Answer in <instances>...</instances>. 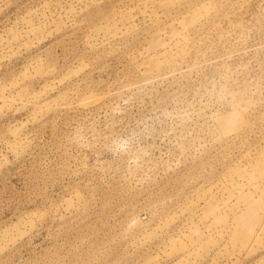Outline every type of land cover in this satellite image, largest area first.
Instances as JSON below:
<instances>
[{
	"label": "rangeland",
	"instance_id": "1",
	"mask_svg": "<svg viewBox=\"0 0 264 264\" xmlns=\"http://www.w3.org/2000/svg\"><path fill=\"white\" fill-rule=\"evenodd\" d=\"M0 264H264V0H0Z\"/></svg>",
	"mask_w": 264,
	"mask_h": 264
}]
</instances>
